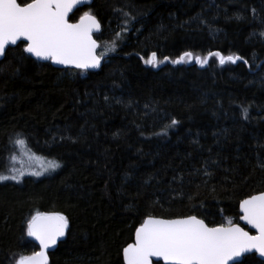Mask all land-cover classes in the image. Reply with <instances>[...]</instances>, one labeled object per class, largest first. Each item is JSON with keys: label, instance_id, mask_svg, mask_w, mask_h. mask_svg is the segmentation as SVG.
I'll list each match as a JSON object with an SVG mask.
<instances>
[{"label": "trees", "instance_id": "1", "mask_svg": "<svg viewBox=\"0 0 264 264\" xmlns=\"http://www.w3.org/2000/svg\"><path fill=\"white\" fill-rule=\"evenodd\" d=\"M89 11L97 54L115 42L98 71L38 63L23 43L0 61V175L16 138L60 164L0 181V264L38 251V212L69 222L48 264H124L149 215L239 224V201L264 192V0H93L69 22ZM184 52L241 59L171 62Z\"/></svg>", "mask_w": 264, "mask_h": 264}, {"label": "snow or ice", "instance_id": "2", "mask_svg": "<svg viewBox=\"0 0 264 264\" xmlns=\"http://www.w3.org/2000/svg\"><path fill=\"white\" fill-rule=\"evenodd\" d=\"M82 2L24 0L21 3L18 0H0V56L5 55L7 46L26 41L24 51L38 59L74 66L80 70L99 68L103 56L108 51H115V42L98 55L96 50L100 45L92 37L93 31L101 28L96 16L90 11L84 12L79 22H69V13ZM211 56L218 57L221 65L236 63L241 59L239 56H224L219 52H210L205 57L184 52L171 62L180 64L195 60L203 66ZM164 60H169V57L165 56ZM144 62L155 67L163 61H159L157 53L152 52ZM171 123L175 125L177 121L172 120ZM14 144L27 148L26 141L21 138H16ZM12 159L16 157L13 155ZM41 167L44 171L55 170L60 164L49 161L46 167ZM12 171L17 174L0 175V181L18 180L25 174L21 170ZM31 174L38 176L42 173ZM239 209L242 213L239 219L255 229L256 235H250L249 231L231 219L227 223L210 227L196 215L176 219L149 215L135 230V242L123 248L124 262L153 264V258H156L157 262L163 260L164 264H230L235 258L253 251L264 257V192L240 200ZM68 226V218L60 213H36L27 222V235L39 241L41 251L33 252L30 256H20L16 264H47L46 250L65 235ZM260 264H264V261Z\"/></svg>", "mask_w": 264, "mask_h": 264}, {"label": "water", "instance_id": "3", "mask_svg": "<svg viewBox=\"0 0 264 264\" xmlns=\"http://www.w3.org/2000/svg\"><path fill=\"white\" fill-rule=\"evenodd\" d=\"M92 2H93V0H83V2H82L81 4H78V5L72 10V12L69 13V17H70V16H71V15H72L77 9L84 8V7H86V6H90V5L92 4ZM77 22H79V20H78ZM77 22H74V23H77ZM70 23H71V22H70ZM100 29H101V28H100ZM99 32H100V30H99V31H95V30L93 31V33H92V37H93V39H95V38H94V35H95V34H98ZM19 43L26 44V41H25V42L18 41L16 45H9V46H7V48H6V50H5V53H6V51H7L9 48H14V47L17 46ZM97 43H98V42H97ZM98 44H99V43H98ZM97 49H98V48H97ZM24 52H25V51H24ZM96 52H97V50H96ZM25 54H26L28 57H30V58H32L33 60H35L36 62H38V63H49V64L51 65V67L56 68V69H59V70H62V69H74V70H80V69H76L74 66L61 65V64H56V63H54V62L51 61V60L38 59L37 57H35V56H33V55H31L30 53H27V52H25ZM4 56H5V55L0 56V61L3 60ZM102 63H103V58L101 59V65H100L99 68L88 69V70H82V71H93V72L98 71V70L101 68ZM239 211H240V209H239ZM240 215H242L241 212H240ZM239 224H240L241 227H243V228L245 229V231H249L250 235H256V234H257L256 230L253 229V228H251L250 225H247V224L245 223V221H242V220L239 219ZM66 230H67V229H66ZM66 230H65V233H66ZM64 237H65V235H64L63 237L58 238L57 243H56L54 246H51V247H49V248L46 250L47 264L49 263V255H50V254H51V253L57 248V246L59 245V243H61V242L63 241ZM31 239L33 240L34 244L38 247V251H37V252H40V251H41V248H40L39 241L35 240L33 237H31ZM134 242H135V235H134L133 243H134ZM126 247H127V246H126ZM122 255H123V253H122ZM250 255H255L256 258H257L258 260H260V261H264V257L259 256L258 253H256L255 251H253V252H251V253H244L242 256L235 258L233 261H230V264H237V262H242L244 257H246V256H250ZM123 262H124V258H123ZM156 263H162V264H164V261H163V260H160L159 262H157V259H156V258H153V264H156ZM124 264H125V262H124Z\"/></svg>", "mask_w": 264, "mask_h": 264}, {"label": "rangeland", "instance_id": "4", "mask_svg": "<svg viewBox=\"0 0 264 264\" xmlns=\"http://www.w3.org/2000/svg\"><path fill=\"white\" fill-rule=\"evenodd\" d=\"M28 150H29L28 148H20L14 144V151L9 158L8 169L2 175H5V176L16 175L17 173L12 171V169L24 171L25 174L22 177H20L18 180L8 179L4 181H12V182L19 183L23 177L29 176L33 178H41L56 170V169L55 170L49 169L47 171H44L41 165H44L46 167L49 160L37 159L38 156L32 155ZM13 155L16 157L15 160L12 159ZM32 172H41L42 174L37 176V175H32L31 174ZM4 181H1V182H4Z\"/></svg>", "mask_w": 264, "mask_h": 264}]
</instances>
